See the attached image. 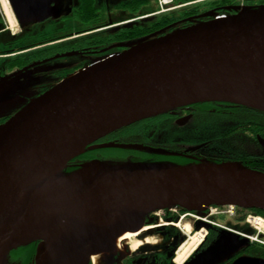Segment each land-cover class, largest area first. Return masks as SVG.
Here are the masks:
<instances>
[{
    "label": "water",
    "instance_id": "water-1",
    "mask_svg": "<svg viewBox=\"0 0 264 264\" xmlns=\"http://www.w3.org/2000/svg\"><path fill=\"white\" fill-rule=\"evenodd\" d=\"M45 0H8L16 18ZM142 37L60 80L0 124V264L38 241L36 264H87L150 214L234 205L264 211V172L239 161H112L65 172L86 148L177 155L97 140L138 120L201 101L264 112V4L237 5ZM264 148V139L257 136Z\"/></svg>",
    "mask_w": 264,
    "mask_h": 264
},
{
    "label": "flooded vegetation",
    "instance_id": "flooded-vegetation-1",
    "mask_svg": "<svg viewBox=\"0 0 264 264\" xmlns=\"http://www.w3.org/2000/svg\"><path fill=\"white\" fill-rule=\"evenodd\" d=\"M83 1L79 0L80 4L75 6L74 11L75 18L82 23L85 22L81 17L84 13ZM91 1L92 19L88 20L90 25L85 28L65 31L38 41L32 40L22 46L16 45L10 49L11 52L0 51L2 62L0 86H5L3 82L8 83L11 78L15 77L23 80L29 79L33 83L40 82L44 78L53 76L54 73L46 71L50 66L55 69L70 68L67 74L60 76L58 80L60 81L89 63L123 51L128 44L138 38L166 27V25L155 27L153 23L161 14L171 10L170 8L166 11L160 10L157 0H155L157 9L153 11H142L147 0H123L119 2L118 8L130 10L129 16L118 20L110 18L108 22H97L98 8L94 0ZM211 1L213 0H196L192 2V5ZM235 5L237 4L207 5L192 15L170 22L167 26L177 25L179 27L205 20L208 17L200 15L208 11L223 10L230 14L235 10H226L225 7ZM154 16L157 17L155 20L152 19ZM145 19H148L149 23L139 22ZM16 20L19 27L16 31L10 32L0 13L2 24L0 33H9L13 38L18 36L24 28L20 25L19 19L16 18ZM104 31H106L105 34H100ZM67 56L74 60L63 62L68 58ZM11 61H15V66L8 69L7 65ZM57 82L36 85L32 90L34 94L30 95L16 111ZM248 111L244 112L240 105L217 101L177 106L159 115L155 120H151L150 124H154L151 131L146 132L147 135L145 132L131 135L135 138L136 145L160 148L175 152L177 155L120 148L132 151L114 154L111 158L114 160L186 159L189 162L199 159H218L222 155L230 156L228 154L239 152L246 146L241 133H231L230 135L236 138L229 142L226 138H209L200 142H190L189 137L193 136L194 139L198 133L212 128L217 134L228 133V128L233 130L234 125L238 124L237 120L243 119L245 114H257L254 111ZM14 113L15 111L1 117L0 124ZM146 122L149 123V121ZM218 129L221 133H218ZM101 142L103 141L99 139L95 143ZM247 149L252 155L264 154V148L258 139L257 143L249 141ZM141 153L149 155L143 156ZM161 213H152L148 217L155 222L154 226L146 227L145 225L144 230L121 241L120 246L114 247L111 253L91 256L87 264H264V227H259L258 222L254 220L259 217L264 222V216L254 210L234 205H212L203 211L174 207L171 210L163 209ZM144 223H147V219ZM186 226L190 229L186 228V230ZM37 245L38 241H34L10 250L6 264H36Z\"/></svg>",
    "mask_w": 264,
    "mask_h": 264
},
{
    "label": "rangeland",
    "instance_id": "rangeland-1",
    "mask_svg": "<svg viewBox=\"0 0 264 264\" xmlns=\"http://www.w3.org/2000/svg\"><path fill=\"white\" fill-rule=\"evenodd\" d=\"M120 1L123 0H94V4L98 8V12H99V17L97 18V22H108L110 18H112L113 20H118L119 18L129 16L130 10L118 8V4ZM79 4H80L79 0L40 1V3L37 4V6L32 10L31 15L19 17L20 25L23 26L24 30H22V32L19 33L18 36H15L13 38L9 33H5V32L0 33V51H9L10 49H13L16 45L22 46L25 43H28L32 40L38 41L39 39L55 34H60L65 31L70 32L74 29L85 28L86 26L90 25V22L85 21L84 23H82L74 16V11L76 8L75 6ZM61 5L63 6L61 7ZM1 7L2 6L0 5V13L5 21V25L9 27L10 32L16 31L19 27L17 20L16 23L12 25L9 22L5 13L3 14ZM177 7L171 9V11L176 10ZM142 8H143L142 11L156 10L157 9L156 1L147 0L146 4H144ZM156 18L157 17L155 16L152 17L153 20H155ZM139 22L141 24H147L149 23V20L145 19ZM1 26L2 24L0 22V27ZM105 33L106 31L100 34H105ZM68 60L72 62V60L74 59L68 57L63 62H67ZM1 63L2 62L0 60V65ZM79 63L83 64L82 62ZM69 70L70 68L55 69L50 66L46 69V71L51 74L54 73L53 76L44 78V80L40 82L33 83L29 79L23 80L17 77L11 78L8 81V83L3 82L5 86L3 87L0 86V118L10 113L12 114L14 111L17 112L16 109H18L19 106L22 105V103L25 102L30 95L34 94L32 90H34L36 85L49 83V82L55 83L59 80L60 76L62 77L63 75L67 74ZM68 76L69 75H67L66 77ZM107 152L104 153L103 155L104 156L114 155L113 152H109V151ZM108 159H112V158L109 157ZM159 213L162 214L161 212ZM154 223L155 222L151 223L152 226H154ZM151 224L144 223L143 225L150 226Z\"/></svg>",
    "mask_w": 264,
    "mask_h": 264
},
{
    "label": "trees",
    "instance_id": "trees-1",
    "mask_svg": "<svg viewBox=\"0 0 264 264\" xmlns=\"http://www.w3.org/2000/svg\"><path fill=\"white\" fill-rule=\"evenodd\" d=\"M196 1V0H172V4L174 6H178L176 10L173 11H166L163 14H161L158 18L157 21H155L153 23V26L155 27H163L167 24H169L170 22H173L177 19L183 18L185 16H189L192 15L193 13L197 12L200 8H205V6L207 5H221V4H237L239 5L241 3V1L245 4V5H259V4H264V0H213L211 2H206L203 4H196V5H192V2ZM235 5V6H237ZM82 6L84 7V13L83 15H81L82 19H84V21H88L89 19H92V14H91V10H92V1L91 0H84L82 2ZM226 7H232V6H226ZM216 13H224L223 10H219ZM185 26V25H184ZM164 27V28H166ZM169 29L171 30L173 28H176L177 25H172V26H168ZM182 27V26H179ZM163 29V28H162ZM160 29V30H162ZM159 30V31H160ZM6 52V51H5ZM11 52V51H8ZM3 53V52H2ZM15 66V61H11L8 65L7 68L10 69L12 67ZM201 102H210V101H201ZM217 102H226V101H217ZM226 103H230V104H234V105H240V104H236V103H232V102H226ZM243 107L244 112H249L248 110L254 111L255 113H257L256 115L252 114H245L244 118L241 120H237L238 124L234 125V128L232 130V128H228V133H223V134H217L216 130L214 128L212 129H208L207 131L198 133L197 136L193 139V136L189 137L190 142H200L203 140H207L209 138H226L228 140V142L231 139H234L236 137H233L232 135H230L231 133L234 132V134L236 133H241L244 137V142H246V146L239 152L232 153V154H228L230 156L227 155H222L221 157H219L218 159H208L211 161H215V162H222V161H239L242 164H244L245 166H247L248 168H251L253 170H257V171H261L264 172V154L261 155H252L250 150L247 149V143H249V141H253L255 143H257V136L259 135L260 137H262L264 139V112L257 110V109H253L250 107H246L244 105H240ZM250 108V109H249ZM169 111V110H168ZM166 113V112H164ZM163 114V113H161ZM161 114H157L155 116H151L148 118H144L141 120H138L136 122H133L129 125L123 126L119 129L114 130L113 132L108 133L107 135L103 136L102 138H100L101 141L103 142H116V143H130V144H135L136 141L134 140L135 138L131 137V135H133V133H144L146 134V132H150L151 127L153 126V124H150V122H152L151 120H155L156 117H159V115ZM146 121H149L146 122ZM142 122V123H141ZM146 122V123H144ZM228 127V126H227ZM218 133H221V130L218 129ZM147 135V134H146ZM193 139V140H192ZM102 143V142H101ZM107 151L109 152H113L114 154H119V153H125L126 151H132V150H124V149H120V148H92V149H87L75 156L74 158H72L70 161H68V163L66 164L64 171L65 172H70L76 168H78L81 164H83L84 162H87L91 159L94 158H98V159H103V160H112V161H132V162H160V161H167V162H174L177 164H186L189 162H196V161H189L186 159H174V160H157V159H145V160H129V159H125V160H114V159H108L109 157H112L111 155L109 156H104L103 154L106 153ZM108 153V152H107ZM143 154V156H147L149 154ZM158 157V156H156ZM137 159V158H135ZM254 210L255 212L259 213L260 215L264 216V211L259 210V209H251Z\"/></svg>",
    "mask_w": 264,
    "mask_h": 264
},
{
    "label": "bare ground",
    "instance_id": "bare-ground-1",
    "mask_svg": "<svg viewBox=\"0 0 264 264\" xmlns=\"http://www.w3.org/2000/svg\"><path fill=\"white\" fill-rule=\"evenodd\" d=\"M242 2V1H241ZM0 5L2 6L1 7V9H2V11H3V14L5 13V15L7 16V18H8V20H9V22L13 25V24H15L16 23V19H15V16H14V13H13V11H12V9H11V6H10V4H9V2H8V0H0ZM6 18V17H5ZM7 20V19H6ZM8 22V21H7ZM210 206H212V205H210ZM153 221L151 220L150 222H147V224H151ZM257 222H258V225H259V227H264V222H262L261 220H257ZM255 223V222H254ZM257 225V224H256ZM144 226L145 225H143L142 227H141V229H140V231H142V230H144L145 228H144ZM152 226V224L150 225V226H146V227H151ZM190 229V227L189 226H186L185 227V229ZM186 229V230H187ZM135 234H137V232H130V231H125V232H122V233H120L115 239H114V245H115V247L116 246H118L119 244H120V242L121 241H123V240H125V239H127V238H131L132 236H134ZM197 238L199 239V236H198V234H197ZM193 239V238H192ZM196 239V238H195ZM197 243V242H196ZM120 246V245H119ZM180 255V254H179ZM96 256V255H95ZM94 256V257H95ZM178 259H179V257H178Z\"/></svg>",
    "mask_w": 264,
    "mask_h": 264
},
{
    "label": "built area",
    "instance_id": "built-area-1",
    "mask_svg": "<svg viewBox=\"0 0 264 264\" xmlns=\"http://www.w3.org/2000/svg\"><path fill=\"white\" fill-rule=\"evenodd\" d=\"M157 3H158V6H159V9L160 10H168L169 8H172V0H157ZM242 5V4H241ZM227 16V14H225V13H221V14H218V15H216V18H219V17H226ZM229 206H231V205H229ZM159 213V211H157V212H155V214H158ZM261 220L259 217H256L254 220L255 221H257V220ZM159 220H161V219H159Z\"/></svg>",
    "mask_w": 264,
    "mask_h": 264
}]
</instances>
